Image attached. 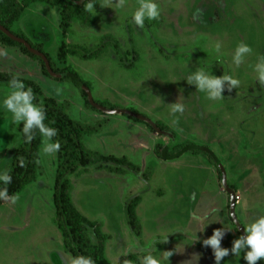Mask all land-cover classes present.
<instances>
[{"label": "rangeland", "instance_id": "rangeland-1", "mask_svg": "<svg viewBox=\"0 0 264 264\" xmlns=\"http://www.w3.org/2000/svg\"><path fill=\"white\" fill-rule=\"evenodd\" d=\"M95 2L96 12L92 14L96 22L90 26L74 20L64 32L62 7L35 3L37 7L32 10V4L26 8L21 16L24 21L15 26L20 17L10 30L24 34L32 45L41 48L56 73L74 71L88 83L99 104L145 115L166 128L165 132L175 137L168 147L174 150L172 159L159 157L156 149V154L144 157L146 142L140 128L152 132L157 146H168V136L145 122L90 106L80 85L70 78L45 74L40 57L0 36V44L11 48L13 56L7 62L8 71L21 67L33 77L38 75L39 82L17 73L19 78L39 84L41 102L55 98L76 121L98 117L87 124L95 125V130L83 137L89 149L107 150L103 137L95 142L96 135L103 134L110 140L108 154L140 166L136 172L112 161L111 166L124 167L126 172L97 164L86 172L80 167L69 176L76 208L89 219L103 222L106 231L114 232L120 241L124 239L117 242L123 247L114 245V253L124 256L127 242L134 243L129 246L134 250L140 247L125 209L130 199L139 196L137 215L146 234V247H153V241L171 233L167 242L157 244V252L178 254L176 260L171 256L170 262L173 258L174 264H180L184 255L192 258L199 254L205 264H215L213 249L205 247L203 240L224 228L221 247L232 248L241 236L232 218L230 194L208 152L177 155L175 147L192 142L213 152L226 169L228 186L236 193V214L244 228L264 216V87L253 71L259 57L264 56V0H157L161 14L156 20H146L143 28L131 21L138 0H126L123 10L112 0ZM5 6H0V18L6 17ZM217 43L221 45L219 57ZM241 43L249 45L252 52L237 67L232 56ZM198 67L216 76L230 75L240 85L231 91L225 86L222 99L209 100L206 93L185 80ZM11 91V85L0 84V104ZM176 102L184 106L183 113L172 111ZM19 126L13 123L11 113L0 107V174L11 169L21 143ZM44 140L34 184L0 204V264H73L75 259L64 250V236L53 219L58 154H44ZM97 144L103 151L94 148ZM202 217L207 218L212 233L200 227ZM191 221L193 226H189ZM80 230L98 243L92 226L80 224ZM221 264L247 262L243 253L235 257L230 251ZM257 264H264V259Z\"/></svg>", "mask_w": 264, "mask_h": 264}, {"label": "trees", "instance_id": "trees-1", "mask_svg": "<svg viewBox=\"0 0 264 264\" xmlns=\"http://www.w3.org/2000/svg\"><path fill=\"white\" fill-rule=\"evenodd\" d=\"M8 1L9 4L5 6ZM87 2L88 0H0V6L6 7V17L0 18V24L8 29H11V26L20 19L26 8L35 3H47L62 7L61 27L64 32H67L74 20H80L87 26L96 22V17L92 14V12L90 13L85 10ZM16 34L17 36L28 40L24 34ZM0 36L9 42L21 45L27 53L32 54L24 45L12 40L1 31ZM32 46L38 51L43 52L41 48L34 45ZM41 61L45 74L50 75L45 63L43 60ZM52 68L55 71L53 65ZM59 72L71 75L72 77L68 76L66 78H70L78 84L76 78L80 79V77L74 71L66 69ZM13 79L23 81L26 87H33V93L36 98L35 102L42 105L45 109L46 126L57 129V135L53 137L52 140L53 142H59L61 147L57 152L58 166L54 186V203L56 209V222L59 229L63 233L66 250L75 258L79 256L90 257L94 264H111L105 255L106 241L109 236L102 231L101 224L99 222L89 220L79 211L78 208H76L71 196L72 184L69 176L75 173L80 167L84 168L86 172L89 167L97 164H99V167L106 168L110 171H116L121 174L126 172V168L124 167L111 166L109 162L112 161L118 165H124L136 172L140 170V166L131 161H126L127 158L125 157L117 158L116 156H112L113 154H104L100 151L89 149L84 143L83 137L84 135L91 133L93 129L95 130V125L90 126L87 125L88 123L73 119L66 112V110L58 104L55 98H47L44 102H41L37 95L38 90H40V86L35 81L23 80L14 73L0 72V84L7 83L11 85L10 82ZM82 82L90 89L88 83L84 81ZM84 93L86 97H88L85 91ZM87 102L90 105L89 100H87ZM22 127L23 125L21 124L19 126L21 132ZM160 127L164 131L167 130L162 126ZM33 132L34 139L31 142H26L22 133L21 143L13 155L12 166L10 171L7 173L12 178L11 182L8 185L0 182V190H6L8 197L15 196L26 185L31 184L36 180L37 165L40 159V150L43 145L44 137L41 136L38 130H33ZM203 148L205 147L198 146L192 142L184 143L175 147L176 151L179 152V155L188 151H193L195 153L203 152ZM156 152L159 157L168 160L173 158L174 150L169 151L167 146H157ZM210 157L213 158L211 154ZM2 200L3 198H0V204ZM139 200V196L134 197L129 200L127 205L129 224L137 236H140L142 233L141 224L136 213V207ZM80 224H87L93 227L94 233L98 238L97 244H95L90 237L81 232ZM130 258L133 259L134 256H131ZM53 263L57 264L56 262Z\"/></svg>", "mask_w": 264, "mask_h": 264}, {"label": "clouds", "instance_id": "clouds-1", "mask_svg": "<svg viewBox=\"0 0 264 264\" xmlns=\"http://www.w3.org/2000/svg\"><path fill=\"white\" fill-rule=\"evenodd\" d=\"M112 3L121 10L127 6L126 0H112ZM95 5V0H88L85 10L90 13L96 12ZM114 9L116 10V8ZM160 14L161 9L157 0H138V7L132 13L131 21L136 26L143 28L146 20H156ZM215 49L219 57L221 45L217 43ZM251 52L252 48L249 45L244 43L239 44L232 56V62L239 67L244 62L245 57ZM253 71L256 73V79L259 84L264 87V56L259 57L258 62L253 66ZM185 80L188 84L195 85L199 92L206 93L209 100L222 99L224 97L225 86L231 91L240 85V81L230 75L223 74L222 76H216L212 71L201 67L192 71ZM10 84L12 91L3 99L0 107L12 114L14 124L23 125L22 133L26 142H31L34 139L33 130H38L41 136L45 138L43 153L52 154L58 152L61 147L60 143L52 142V138L57 135V129L46 126L45 109L42 105L35 102L36 98L33 90L26 87L21 80L13 79ZM172 105L174 113H183L184 106L181 103L176 102ZM11 179V176L7 173L0 174V182H3L5 185H8ZM0 198H8L6 190H0ZM15 199L13 198V202H15ZM205 219L207 218H201V223ZM245 232V235H241L238 239L234 240L231 249L221 247V240L225 235L224 228L216 229L213 235L203 240L205 247L210 246L213 249L215 264H221L223 258L228 256L230 251L235 257H241V253H243V259L247 264H257L258 261L264 259V216L254 220L245 228ZM169 234L171 233L162 235L161 238L153 241V247H145L143 249L145 254L139 258V264H170V257L173 255V251L157 252V244L167 242ZM174 251L180 250L175 249ZM199 259V254H194L192 259L187 261L186 264H193V261H199ZM73 264H94V262L90 257L79 256L73 260Z\"/></svg>", "mask_w": 264, "mask_h": 264}, {"label": "crops", "instance_id": "crops-1", "mask_svg": "<svg viewBox=\"0 0 264 264\" xmlns=\"http://www.w3.org/2000/svg\"><path fill=\"white\" fill-rule=\"evenodd\" d=\"M37 6H34V4H33V6H32V10H34L35 8H36ZM30 8V7H29ZM28 9V8H27ZM23 16V15H22ZM24 21V19H23V17H21V19H20V21H19V23H17L15 26H18V25H20L22 22ZM24 24V23H23ZM11 50V48H9L8 46H3V45H1L0 44V72H9V73H14V74H16L17 75V73L18 72H21V74H23V75H25V77H31V78H33L34 80H36V77L35 76H37V77H39L38 75H35L34 77L32 76V75H29L28 73L29 72H27L26 71V69L25 68H22L21 69V67H19L18 69L16 68V70L15 71H8L9 69L7 68V62H10L11 60H13V56L10 54V50ZM7 52H8V54L9 55H7ZM18 55H19V53H18ZM6 57H9V59L8 60H3V59H5ZM36 81H38V80H36ZM39 82V81H38ZM91 120H89L88 122H87V120H85V119H83V120H81V119H79L81 122H84V123H92V122H95L97 119H98V117L97 118H90ZM141 129V133H142V135H143V139L145 140V142H146V151L145 152H142V155L145 157V154H156V152H155V149H156V147H157V141H155L154 140V138H156L155 136H153V134H152V132H150L149 130H148V128H143V127H141L140 128ZM97 134V133H96ZM101 137H103L104 138V148H106L107 150H105L104 151V154H108V150H110V148H111V146H110V140L108 139V141L106 140V138L103 136V134H97L96 135V138H95V142L96 143H99L100 142V138ZM149 140H152L153 142H149ZM85 142L87 143V144H89L88 143V140H85ZM98 145V147H94V148H96V149H99V150H101V151H103V148L101 147V145L100 144H97ZM88 147V146H87ZM184 154V153H183ZM142 161H140V163H141ZM57 170V169H56ZM34 183H32L31 185H33ZM24 189V188H23ZM140 200H139V202H138V205H137V207H136V213H137V211H138V209H139V206H140ZM128 205V203L127 204H125V209L128 207L127 206ZM54 211H55V214H53V219L55 220V222H56V209H54ZM82 214H83V212L81 211V210H79ZM84 215V214H83ZM85 216V215H84ZM138 216V215H137ZM85 217H87V216H85ZM213 217H217L216 216V214L213 216ZM213 217H212V219H213ZM88 218V217H87ZM203 218V217H202ZM89 219V218H88ZM138 219H139V217H138ZM89 220H91V219H89ZM91 221H97V222H99L100 224H101V229H102V231L105 233V234H107L108 236H109V238L107 239V241H106V246H105V255H106V257H107V259L109 260V262L111 263V264H126V263H128V264H139V258L140 257H142L145 253H144V251H143V249L146 247V245H145V237H146V234H145V231H144V229H143V227H142V223H141V220H139L140 221V224H141V235L140 236H137L136 234L134 235V236H136V242H138L139 243V245H140V247L138 248V249H132V248H129V246H131V245H133L134 243H132V242H130V243H126V246H125V248H126V251H125V253H124V256H121V252H119L118 253V255L116 254V253H114L113 252V250H114V245H117L118 243H120V242H122V241H124V239L123 240H121L120 241V237L119 236H115V233L114 232H112V231H110V232H107L106 231V229H105V224L103 223V222H100V221H98V220H91ZM205 221V220H204ZM215 221H217V220H215ZM218 222V221H217ZM56 224H57V222H56ZM211 224V223H210ZM194 225V223H192V221H191V223H189V226H193ZM201 226L200 227H202V228H204V229H206V231L208 232H211V228H209V223H207V221H205V222H203V223H201L200 224ZM111 226V225H110ZM57 227H58V225H57ZM58 229H59V227H58ZM59 231L61 232V230L59 229ZM205 231V232H206ZM212 233V232H211ZM63 234V233H62ZM145 234V235H144ZM63 239H64V237H63ZM118 242V243H117ZM123 243V242H122ZM119 245V247H123V244H118ZM63 247H64V250L66 251V252H68L67 250H66V248H65V243L63 242ZM204 247V246H203ZM210 247V246H209ZM123 249V248H122ZM229 249H231V248H229ZM128 252H131V253H128ZM197 252H199V251H197ZM69 253V252H68ZM128 253V254H127ZM187 253H189V249H187ZM69 254H71V253H69ZM184 254V253H183ZM190 254V253H189ZM72 255V254H71ZM73 256V255H72ZM131 256H134V258L133 259H131L130 257ZM177 256H178V254L176 253V254H174V255H172V257H175V260H176V258H177ZM74 257V256H73ZM114 257L115 258H117V260H115L114 259ZM74 259V258H73ZM192 258H190V257H185V255H184V257H182V260H179L180 261V264H186V262L187 261H189V260H191ZM173 258H172V261L170 262L171 264H174V261H175ZM193 264H205L203 261H201V260H199V261H193ZM209 264H211V263H209Z\"/></svg>", "mask_w": 264, "mask_h": 264}, {"label": "water", "instance_id": "water-1", "mask_svg": "<svg viewBox=\"0 0 264 264\" xmlns=\"http://www.w3.org/2000/svg\"><path fill=\"white\" fill-rule=\"evenodd\" d=\"M0 31L3 32L6 36H8L9 38H11L12 40L24 45L32 54L40 57L43 62L45 63L46 65V68L49 72V74L55 78H65V77H72L71 75H68V74H59V73H56L53 68H52V65H51V62L48 58V56L44 53V52H40L38 51L36 48H34L32 46V44L24 39V38H21L19 36H17V34L13 31H11L10 29L2 26L0 24ZM76 81L78 82V84L81 86V88L86 92L87 96H88V100L90 102V104L95 107L96 109L104 112V113H108V114H121V115H126V116H129L131 118H134V119H137L139 121H142V122H145L147 123L149 126H151L157 133L161 134V135H165V136H168L170 138V144L167 146V149L169 146H171L174 141H175V137L172 133L170 132H165L156 122L152 121L149 117L145 116V115H142V114H139V113H136V112H133L131 110H128V109H109V108H106L105 106L99 104L95 98L93 97L92 95V92L91 90L80 80V79H77L76 78ZM206 152H208L209 154H211V156L214 158V160L217 162L221 172H222V175H223V184L227 190V192L230 194V197H231V204H230V209H231V214H232V218L234 220V222L237 224L240 232H241V235H245L246 232H245V228L244 226L240 223L238 217H237V214H236V203H237V196H236V193L235 191L230 188L228 186V180H227V172H226V169L225 167L223 166V164H221V162L217 159V157L213 154V152L208 149V148H203ZM179 155V154H177Z\"/></svg>", "mask_w": 264, "mask_h": 264}]
</instances>
